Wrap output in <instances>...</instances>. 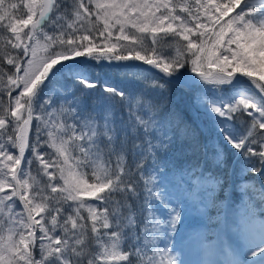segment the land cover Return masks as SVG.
<instances>
[{
  "label": "snow or ice",
  "instance_id": "6c2138e0",
  "mask_svg": "<svg viewBox=\"0 0 264 264\" xmlns=\"http://www.w3.org/2000/svg\"><path fill=\"white\" fill-rule=\"evenodd\" d=\"M0 264H264V0H0Z\"/></svg>",
  "mask_w": 264,
  "mask_h": 264
},
{
  "label": "rangeland",
  "instance_id": "374dc122",
  "mask_svg": "<svg viewBox=\"0 0 264 264\" xmlns=\"http://www.w3.org/2000/svg\"><path fill=\"white\" fill-rule=\"evenodd\" d=\"M147 67V66H146ZM196 217H200L198 213L195 211L189 210L187 207L184 210V220L183 224L181 225V232L182 234H191L197 231L202 230V224L198 223L199 221L196 220ZM202 220V218H201ZM203 222V220H202ZM186 224V225H184ZM184 226H190L189 228L184 229ZM189 252V250H188Z\"/></svg>",
  "mask_w": 264,
  "mask_h": 264
},
{
  "label": "bare ground",
  "instance_id": "6f19581e",
  "mask_svg": "<svg viewBox=\"0 0 264 264\" xmlns=\"http://www.w3.org/2000/svg\"><path fill=\"white\" fill-rule=\"evenodd\" d=\"M185 258L189 261L195 262V261L203 259V256L201 253L197 252L196 250H189Z\"/></svg>",
  "mask_w": 264,
  "mask_h": 264
}]
</instances>
